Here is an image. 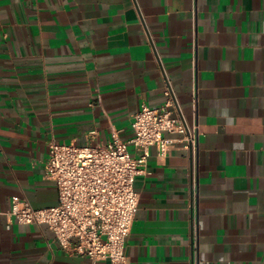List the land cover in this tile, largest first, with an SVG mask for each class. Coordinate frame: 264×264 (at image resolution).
<instances>
[{
    "label": "crops",
    "instance_id": "obj_1",
    "mask_svg": "<svg viewBox=\"0 0 264 264\" xmlns=\"http://www.w3.org/2000/svg\"><path fill=\"white\" fill-rule=\"evenodd\" d=\"M166 89L197 142L150 147L129 263L264 264V0H0V209L55 205L49 140L127 141ZM0 264L93 263L0 214Z\"/></svg>",
    "mask_w": 264,
    "mask_h": 264
},
{
    "label": "built area",
    "instance_id": "obj_2",
    "mask_svg": "<svg viewBox=\"0 0 264 264\" xmlns=\"http://www.w3.org/2000/svg\"><path fill=\"white\" fill-rule=\"evenodd\" d=\"M165 94L160 106L141 104L127 141L113 136L107 142L77 145L50 139L43 177L55 184L57 203L35 208L12 197L0 214L22 224L47 225L66 255H85L93 264H130L125 244L138 205L133 181L145 168L150 147L165 156L176 142L186 150L197 142V121L188 125L180 114L173 115L171 93L166 89Z\"/></svg>",
    "mask_w": 264,
    "mask_h": 264
}]
</instances>
